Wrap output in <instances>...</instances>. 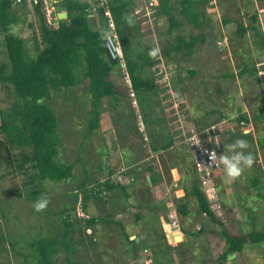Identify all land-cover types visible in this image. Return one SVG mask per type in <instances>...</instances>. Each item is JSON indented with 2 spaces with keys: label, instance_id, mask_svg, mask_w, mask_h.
<instances>
[{
  "label": "rangeland",
  "instance_id": "374dc122",
  "mask_svg": "<svg viewBox=\"0 0 264 264\" xmlns=\"http://www.w3.org/2000/svg\"><path fill=\"white\" fill-rule=\"evenodd\" d=\"M207 6L209 17L203 29L193 30L184 24L174 35L168 33L170 23L160 15L157 5L147 11L154 36L144 39L134 32L133 54L145 51L148 44L158 47L162 40L176 42V36L188 38L189 34L202 33L205 41L197 44L193 56L185 50L177 53L176 61L169 66L159 57L157 66L147 71L146 76L157 86L148 90V96L137 93L132 97L124 89L125 104L105 101L99 128L89 131L91 94L84 76L75 87L54 90L52 99L44 101L59 120L61 142L56 159L72 164L74 177L45 181L39 185L38 195L33 194L35 186L29 187L21 177L16 181L9 175L2 179L0 264H37L29 243L46 236L62 239L64 219L77 221L74 229L80 233L68 237L75 251L61 247L52 264H69L68 259L71 264H197L203 260L216 264L221 259L213 255L214 251L227 250L228 245L218 234L220 227L200 213L194 197L187 195L195 175L203 191L205 187L211 193L205 191L229 232L241 235L264 230V150L260 144L264 142V123L252 120L264 104V0H209ZM12 10L17 23L11 33L35 55L34 37L42 27L39 15L32 7L14 6ZM253 14L260 19V31L238 37L237 20L247 27ZM128 18L134 27L136 18ZM91 26L99 29L97 24ZM4 61L7 56L1 34L0 62ZM244 68L248 70L240 77ZM255 71L258 78L252 76ZM7 94L0 86V111L4 116L10 105ZM241 115L251 119L245 130L237 122ZM8 135L19 138L20 132L8 130ZM239 136L248 141L243 151L250 154L252 163L232 176L220 156L240 148L229 147ZM171 137L175 145L170 149L152 150V144L163 145ZM205 147L217 150L220 161L219 167L207 171V179L206 172L199 170L206 162L202 154ZM108 178L127 190L119 187L103 192L102 185ZM15 187L22 196L5 197L3 188ZM42 196L48 204L36 211L33 205ZM185 198L189 215H177V220L183 232L187 229L191 233L186 236L176 231L179 238L168 242L163 229L171 224L169 204L174 203L176 209ZM120 220L129 239L139 238L138 242L128 241L116 224ZM145 224L149 229H144ZM245 248L264 250L262 245L248 244ZM242 253L235 254L244 256Z\"/></svg>",
  "mask_w": 264,
  "mask_h": 264
},
{
  "label": "trees",
  "instance_id": "16d2710c",
  "mask_svg": "<svg viewBox=\"0 0 264 264\" xmlns=\"http://www.w3.org/2000/svg\"><path fill=\"white\" fill-rule=\"evenodd\" d=\"M147 0H108L116 22L117 31L125 53L127 73L123 71L117 60H113L107 51L104 36L109 30L108 19L103 13V8L98 4L100 13L95 17H89L85 8L88 4L83 0H64L68 9V20L61 21L58 28L49 27L40 6L34 8L41 20V32L34 37V50L26 47L24 41L11 33L12 26L17 23V17L12 8L13 0H0V35H3L7 61L0 62V86L6 88L9 108L5 114L0 111V183L7 175L16 181L18 177L27 181L29 187L35 186L33 194H40L39 185L45 181L60 182L74 177L72 164L57 161L61 142L59 134V120L54 110L44 103L53 97V91L70 89L75 87L84 76L88 81V89L91 94V111L89 131L101 126V106L105 101L114 100L117 104H125L123 98L124 89L135 95L148 96V90L154 87L155 81L146 75L148 70L157 66L159 57H163L166 64L171 65L176 61V54L186 51L188 56H193L198 43L205 41L204 35L189 34L188 38L176 36V42L161 41L160 46L148 44L145 51L133 54L132 39L137 32L144 39L154 36ZM209 0H157L160 15L170 23L168 33L174 35V31L183 27L184 24L193 30H200L206 24L209 17ZM152 8V7H151ZM129 15L136 18V25L132 27ZM258 16H251V24L247 27L237 20L238 37L244 38L249 31H260ZM91 24L98 25L99 29L92 28ZM135 30V31H134ZM264 46V42H263ZM156 50V55H150V51ZM247 68L239 72L243 77ZM129 75L130 84L126 75ZM194 74V72H192ZM252 76L257 77L255 71ZM264 86V84H263ZM11 94V95H10ZM154 105L157 103L153 101ZM151 103L150 106H153ZM129 103V102H128ZM158 104V103H157ZM130 105V103H129ZM149 107V106H148ZM247 115H241L237 120L239 126L245 130L246 123H250ZM252 120L264 123V104L259 107L258 114ZM196 123V118L191 119ZM8 130L20 132L19 138H11ZM264 130V127H263ZM264 150V142H260ZM175 145V138L163 145L152 144V150L158 152L168 150ZM134 163H137V159ZM152 182L154 181L151 178ZM197 175L193 177L188 196L196 200L198 211L206 215L214 224L220 227L218 234L221 235L228 245L226 252L220 259H226L229 255L241 253L246 250V245L264 246V230H254L248 234L234 235L225 228V223L220 220L208 199L205 188ZM103 192L114 191L121 184H113L110 180L103 185ZM102 192V195H103ZM5 197H20L22 191L19 188H3ZM32 194V192H30ZM98 198L99 195L96 194ZM181 200L176 206L177 215L187 217L189 205ZM255 220V218L253 217ZM112 219H110L111 221ZM74 222L64 219L66 231L62 239L58 236H46L34 239L29 243L37 259V264H52L53 256L61 247L67 252L75 251L72 243L68 241L71 233L78 234L74 229ZM92 220L91 223H94ZM97 222V221H96ZM118 222V221H117ZM129 242L130 235L125 232L123 223H116ZM204 231L203 229L201 230ZM186 236L191 232L184 230ZM192 235H195L192 234ZM72 239H70L71 241ZM69 264L72 263L68 259ZM207 262L198 261L197 264ZM173 264L175 262L173 261Z\"/></svg>",
  "mask_w": 264,
  "mask_h": 264
},
{
  "label": "built area",
  "instance_id": "2783aa9c",
  "mask_svg": "<svg viewBox=\"0 0 264 264\" xmlns=\"http://www.w3.org/2000/svg\"><path fill=\"white\" fill-rule=\"evenodd\" d=\"M15 6H24L29 8H35L37 6H40L42 9V12L44 13L46 23L49 27L52 28H58L61 21H65L68 19H60L59 18V12L58 9L59 6H65L64 0H13ZM86 1V4H88L85 8V12L89 17H95L100 13V8L98 4L103 8V13L108 19V26L109 30H107L106 35L104 36L106 47L109 56L113 60H117L119 62V65L123 71H126L127 73V63L125 60V53L120 41V37L117 31L116 22L114 20L112 11L109 7L108 0H83ZM147 4V8L150 9L151 7H154L157 5V0H149ZM127 82L130 84V78L129 75H126ZM131 96L135 97L134 91L131 89ZM137 101H135L136 103ZM201 142V141H199ZM194 149V145H193ZM205 156V164H203V167L199 168V170L203 169L206 173L204 174V178H210L207 171L216 169L220 166V161L218 158V152L214 148L211 147H205L202 153ZM210 154L212 155V159H210ZM210 180V179H209ZM204 182V179H203ZM208 182L205 181V185L207 186ZM205 188V187H204ZM208 188V187H207ZM206 190V189H205ZM206 192H209L208 190ZM210 193V192H209ZM211 195V193H210ZM169 218L171 219V224L169 227H167L165 231L166 238L168 242H170V239L175 238V233L178 231L183 235V231L181 228V225L179 221L177 220V212L176 210H173L169 213Z\"/></svg>",
  "mask_w": 264,
  "mask_h": 264
},
{
  "label": "clouds",
  "instance_id": "9594fccd",
  "mask_svg": "<svg viewBox=\"0 0 264 264\" xmlns=\"http://www.w3.org/2000/svg\"><path fill=\"white\" fill-rule=\"evenodd\" d=\"M149 54L152 56L156 55V50L150 51ZM247 143L248 141L243 136H239L236 138L235 141L229 144V147L237 148V145H239L240 148H238L236 151L232 152L231 154L221 153L220 158L223 161L225 168L229 175L235 176L239 174L242 171V168L245 164L252 163L250 154L243 151V146L247 145ZM210 159H212L211 154H210ZM47 204H48V199L45 196H42L41 198L35 201L33 207L35 208L36 211H41L47 206ZM183 235H184V232H183Z\"/></svg>",
  "mask_w": 264,
  "mask_h": 264
},
{
  "label": "crops",
  "instance_id": "0c3cea01",
  "mask_svg": "<svg viewBox=\"0 0 264 264\" xmlns=\"http://www.w3.org/2000/svg\"><path fill=\"white\" fill-rule=\"evenodd\" d=\"M259 22H260V19L258 21V24H259ZM166 65H168V64H166ZM166 74L169 75V74H171V72L167 71ZM109 172H110V175H113V173H114L113 171H109ZM108 180H109V178L106 181H108ZM111 182L113 183L114 181L111 180ZM123 187H125V185ZM107 192L109 193V192H112V191H107ZM169 206L170 207H169L168 215H169L170 212L175 210L174 203L173 204H169ZM108 218H110V215H109ZM110 219H112V217ZM144 220L145 219L143 218V222H144ZM167 227H168V225L163 229V231ZM147 228H148V226H147V224H145L144 225V229H147ZM185 230H187V229H185ZM163 233L165 234V232H163ZM137 239L139 240V238H137ZM225 252H226L225 248H220V249L216 248V250L214 251L213 255H219V258H220L221 255H223ZM263 253H264V250L262 248H255L252 251H249V250L244 251L242 253L244 256L238 255V254L237 255L236 254L235 255H229L226 259H222V260H220V262H218L216 264H264V254Z\"/></svg>",
  "mask_w": 264,
  "mask_h": 264
},
{
  "label": "water",
  "instance_id": "95a60500",
  "mask_svg": "<svg viewBox=\"0 0 264 264\" xmlns=\"http://www.w3.org/2000/svg\"><path fill=\"white\" fill-rule=\"evenodd\" d=\"M58 9L60 10L59 18L63 19V20L67 19L68 18V9H67V7L66 6H59ZM137 241H139V240L137 239Z\"/></svg>",
  "mask_w": 264,
  "mask_h": 264
},
{
  "label": "bare ground",
  "instance_id": "6f19581e",
  "mask_svg": "<svg viewBox=\"0 0 264 264\" xmlns=\"http://www.w3.org/2000/svg\"><path fill=\"white\" fill-rule=\"evenodd\" d=\"M175 236H176V233H175ZM178 237V235L176 236V238ZM180 237H181V235H180ZM179 238V237H178ZM173 239H175V238H172V239H170V241H172L173 242Z\"/></svg>",
  "mask_w": 264,
  "mask_h": 264
}]
</instances>
